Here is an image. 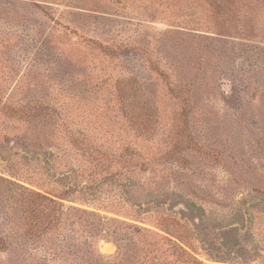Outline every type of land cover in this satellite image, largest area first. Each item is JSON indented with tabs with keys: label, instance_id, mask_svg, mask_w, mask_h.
<instances>
[{
	"label": "rangeland",
	"instance_id": "1",
	"mask_svg": "<svg viewBox=\"0 0 264 264\" xmlns=\"http://www.w3.org/2000/svg\"><path fill=\"white\" fill-rule=\"evenodd\" d=\"M4 102L0 264H264V0H0Z\"/></svg>",
	"mask_w": 264,
	"mask_h": 264
},
{
	"label": "trees",
	"instance_id": "2",
	"mask_svg": "<svg viewBox=\"0 0 264 264\" xmlns=\"http://www.w3.org/2000/svg\"><path fill=\"white\" fill-rule=\"evenodd\" d=\"M216 1V0H215ZM212 6L214 5L215 7V2L214 1H210ZM217 8V6H216ZM156 69H158V66H155ZM129 81H132L129 80ZM127 85L121 86L120 87V95L122 97V100L124 102V104H131L133 102V100L131 99V95L133 94V97H137V88L132 84V88L128 89L126 88ZM126 102V103H125ZM3 106H1V110L2 111H6V112H14L16 113L15 116H23L25 114H28L25 109L19 108L17 109L16 107H13L11 105H9L7 102H4L2 104ZM146 108L143 107L140 110H133L132 112L130 111L129 116L127 118H130L132 121L147 114L145 110ZM150 110V108H149ZM151 120H154V122L157 121L156 119V111L154 110H150L149 113ZM149 133H154L156 131V127L153 126L151 124V126L149 127ZM123 150L125 152H134L131 148L130 145H125L123 147ZM24 187V186H22ZM25 188V187H24ZM27 188H25L26 190ZM28 191V189H27ZM53 195V194H52ZM49 195L47 192L42 193L39 191H34V190H29L28 195H25V200H26V213L28 215L29 220L31 221V227H32V231H34L35 234H40L43 231H45L46 229L49 228V224L55 219V215L53 213V209L49 208L47 205V202L54 204L55 206H62L63 204L58 200L61 198V196L58 195ZM58 198V199H57Z\"/></svg>",
	"mask_w": 264,
	"mask_h": 264
}]
</instances>
